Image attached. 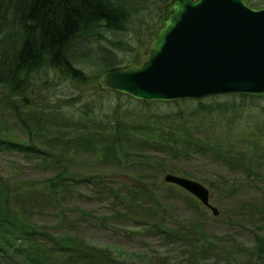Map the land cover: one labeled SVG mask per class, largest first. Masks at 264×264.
<instances>
[{
	"label": "trees",
	"instance_id": "1",
	"mask_svg": "<svg viewBox=\"0 0 264 264\" xmlns=\"http://www.w3.org/2000/svg\"><path fill=\"white\" fill-rule=\"evenodd\" d=\"M170 1L0 0V107L3 114L11 112L15 117L16 126L19 125L28 137L26 143L15 139V137L2 134L0 147L4 146L6 150L18 151L26 157H40L42 162L48 161L47 157H49L45 147L49 146L51 150L58 147L59 155L55 156L52 165L48 166L58 172L51 181L63 180L64 174L69 173L72 169L70 163L80 165L73 159L71 155L73 151L94 154L92 166L99 160L97 165L106 167L103 162L107 163L109 158L113 161L108 162L110 165L121 168H124L125 165H133L146 170H157L161 174L168 173L169 168L171 173H180V170L165 165V162L158 156H151L153 154L151 152L159 155L168 151L173 156L177 152L175 153L176 157L185 160L196 154L211 155L220 163L231 168L233 166L241 168L243 171L251 169L248 164L251 159L257 166L264 165V152L260 149V145L263 143L261 140H264V124L260 123L261 120L253 121L258 113H264V98L232 95L216 96L203 101L184 100L176 103V107L181 106L179 109L171 108L162 111L161 115L158 114L159 111L152 108V105H163L160 103H139L138 109L128 110L125 116H121L125 106L119 104L117 107L113 105L112 116L106 117L98 114L100 111L96 110L98 108L96 99L84 100L87 88H90L92 92L96 91L97 96L113 93L100 91L98 86L93 83L94 75H90L88 71L94 69L98 71V74H101L109 68L130 64L138 58V47L146 46L153 38L161 24L164 6ZM248 2L255 7L264 6V0H249ZM140 16L149 25V27L146 26L147 31L142 40L128 34L135 26L136 17ZM118 35L120 37H117ZM107 38H111V40ZM86 66L89 68L88 71L85 70ZM54 78L69 84H77L78 93L61 99L59 111L48 110L44 111L42 115H35L27 111L31 106L24 99L30 96L38 97L37 95L41 92L48 93L49 96L50 92H46L44 88H53L52 79ZM115 95L119 98L123 97L119 94ZM46 99L48 100L46 97L43 98V100ZM77 100L80 102L76 104L77 108L72 111L68 107H73L72 102ZM197 102V106L204 111L213 109L228 114V111L232 110L233 113L229 114L231 117L239 115L241 111L249 113V117L244 118H249L248 127L244 131L248 134L245 138L241 136L245 139L243 142H249V145L246 144L249 149L244 150L245 143L211 144L205 137L200 139L193 134L194 132L191 133L188 129L191 125L190 122H184L188 112L183 104H190L193 107ZM206 102L213 104L208 106ZM251 112L253 115L250 114ZM24 113H26L25 116H22ZM165 113L167 114L165 115ZM51 114H56V118ZM146 116H149V119L154 116L157 122L144 127L141 123ZM51 118L63 122V128L51 131L50 127L54 125V122H48ZM173 118L180 119L181 123L170 124L168 121L170 119L173 121ZM159 126H163V128ZM179 129L183 131H179ZM137 131H139L138 134ZM35 135L38 138H34ZM36 139L39 141V146L35 145ZM134 142L139 146H135ZM133 147L145 148L143 152L146 154L134 152L136 150ZM245 163L247 166L243 168ZM76 173L74 172V174ZM79 177L80 175L77 176V179ZM71 179V181H75L76 178ZM78 181L99 188L106 187L104 183L107 179L101 176L87 175L84 178L80 177ZM9 183L0 179V202H4L6 206L11 199H20V189L28 191L31 189L30 183L17 185V187ZM136 184L129 185L136 191H127L125 194L128 196H122L124 199H121L123 202H118L119 206L127 210L125 205V208L123 207V203L127 204L128 208L132 210L131 212L146 217H151L152 211H156V216L160 215L161 217L160 222L158 221L159 224L154 226V229L157 234L165 235L168 230L162 226L167 225V219L164 218V214L168 213L167 208L163 206L161 210L157 206V202L155 205H150L147 203L150 199L146 195H144L145 199L141 201L147 202L138 204L134 199L138 198L143 188H146V183L136 181ZM55 190H58L57 185H55L54 191L50 192L58 202L59 195H63V193H57ZM111 190L108 188L109 192L107 191L111 198L115 196L120 199L122 190L121 193ZM46 191L47 187L43 186L41 193L34 192L28 196L33 194L35 201L36 197H42V201H50V198L45 194ZM12 195L13 198H11ZM125 199H128L130 204ZM6 206L4 210L0 208V213L8 212L4 214V217H0V262L2 263L126 264L119 260L120 257H115L111 250L93 247L76 235L49 236L43 230L23 220L22 215L15 214L11 208ZM176 231L168 233L169 238L171 237L173 241L187 242L188 240L192 247L191 250L195 249L196 251L199 248L200 236L196 226L191 224L189 228ZM31 245H33L34 253L39 256L38 258H31V255L28 257L25 254L26 246ZM208 247H211L212 250H205L201 258H208L210 254L207 253L212 252L215 245L211 244ZM71 254L74 255L73 258L68 257ZM120 256L122 255L120 254ZM256 256L263 258L261 251ZM195 257L197 256L195 255ZM150 263L154 264V261H150ZM179 264H204V262L187 258Z\"/></svg>",
	"mask_w": 264,
	"mask_h": 264
},
{
	"label": "rangeland",
	"instance_id": "2",
	"mask_svg": "<svg viewBox=\"0 0 264 264\" xmlns=\"http://www.w3.org/2000/svg\"><path fill=\"white\" fill-rule=\"evenodd\" d=\"M136 18L135 26L128 34L132 37L137 36L136 39L142 40L147 31L146 26L149 27V25L143 17ZM117 37H120V35ZM107 39L111 40V38ZM144 51L145 46L138 47L137 52L139 55H142ZM85 70L88 71L89 68L86 66ZM88 72L90 75H94L93 83L97 85L100 78L98 71L93 69ZM52 80L53 88H44L46 92H50L49 96L48 93L41 92L37 95L38 97H28L30 100L28 105L31 107L27 111L35 115H42L44 111L48 110L59 111L61 109V99L69 98L72 94L78 93L76 90L77 84H69L57 78ZM97 94L96 91L92 92L90 88H87L84 100L96 99V106L98 107L96 110H99L98 114L103 117L112 116L114 112L113 105L114 107L119 106V104L125 106L121 116H125L128 110L139 108L138 103L131 102L132 99L119 98L115 95L116 93L103 96H97ZM44 97L48 100H43ZM79 102L80 100L73 101L71 104L73 107L68 108L74 111L78 106L76 104ZM206 103L208 106L213 104ZM175 105H152V108L159 111L158 114L161 115L162 111L181 107ZM183 105L188 112L184 122H190L191 125L188 129L191 133L194 132L193 134L198 138L205 137L211 144L234 145L245 143L244 150L249 149V142H243L245 139L241 138L248 127L249 118H244L249 113L241 111L239 115L231 117L229 114L233 113L232 110L226 114L213 109L204 111L197 106V103H194L193 107L190 104ZM25 114L22 116H25ZM250 114L253 115V112ZM133 115L135 114L133 113ZM51 116L56 118V114H51ZM237 118L238 120H236ZM254 120H261L260 123L264 124V113H258L253 118ZM48 122H54V125L50 127L51 131L63 128V122H59V119L54 120L51 118ZM156 122L154 116L150 119L149 116H146L141 124L146 127ZM168 122L178 125L181 120L173 118V121L170 119ZM225 122L226 124H224ZM32 124L34 125L33 122ZM159 127L163 128V126ZM179 131L183 130L179 129ZM138 132L136 133L138 134ZM2 134L9 135L12 138L15 137V139L26 143L28 141L27 135L23 133L19 125L16 126L15 117L11 112L10 114H3L0 107V136ZM36 137L38 138L37 135L34 136V138ZM261 142L263 143L260 145V149L264 152V140H261ZM35 145L39 146L37 139ZM135 146L139 145L135 143ZM50 148L49 146L44 148L49 157H47L48 161L42 162L39 159L40 157H26L18 151L6 150L4 146L0 147V179L10 182L9 184L14 187L24 183L31 184L29 191L23 188L20 189V199H11L10 202H7V206L15 214L22 215L23 220L43 230L47 235H76L93 247L111 250L115 257H120L119 260L126 264H151L150 261H154V264H179L187 258H194L195 261L199 262L203 261L204 264H264V165L257 166L251 159L248 162L251 169L243 171L241 168H234L233 166V169L220 163L211 155L196 154L185 160L181 157L177 158L175 154L177 152L174 153V156L168 151L159 155L151 152L153 153L151 156H158L159 159L161 158L165 162V165L180 170V173L173 172V174L181 176L187 174L185 177L190 176L189 178L202 183L210 190L213 204L219 211L218 216H214L192 195L164 181L165 175L171 173L170 168L166 174H161L157 170L134 167L133 165L121 168L110 165L108 162L113 161L109 158L107 163L103 162L106 167L98 166V159L97 163L92 166L94 154L92 155L89 152L75 153L73 151L71 155L80 165L70 163L72 169L69 173L64 174L63 180L51 181L57 176L58 172L53 171L48 166L52 165V161L55 156L59 155L60 149L57 147L51 150ZM133 148L136 150L134 152L141 154L145 150V148ZM246 166L247 163L243 164V168H246ZM74 172H77V176L80 175L81 178L87 177V175L101 176L111 182L105 181L104 185L106 187L88 186L78 181L80 177L77 179ZM73 177L76 178L75 181H71ZM135 180L146 183V188H143L138 195L139 199H134L138 204L147 202L141 201L145 199L144 195H146L150 199L147 202L150 205H155V202H157V206L161 210L163 206L167 208L168 213L167 215L164 214L167 225L162 226V228L168 230L165 235L157 234L156 229H154V226L159 224L158 221L160 222L161 217L160 215L156 216V211H152L153 215L151 217H146L131 212L132 210L128 208L127 204L123 203V207L125 205L128 211L119 206L118 202H123L121 199H124L122 196H128L125 194L127 191H136L129 187V185H137ZM40 184L47 187L45 194L50 198V201H42V197H36L35 201L33 194L28 196L34 192L41 193L43 186ZM55 185L58 189L55 192L63 193V195H59L58 202L55 201L50 192L54 191ZM108 188L119 193L122 190L120 199L115 196L111 198L108 194ZM11 198H13V195ZM125 200L130 204L128 199ZM5 206L4 202H0V208L4 210ZM131 206L135 207L134 205ZM7 213V211L1 212L0 217H4V214ZM191 224L197 227L200 236L199 248L196 251L195 249L191 250L192 247L188 240L187 242L173 241L168 235L173 231L177 232V229L189 228ZM211 244H214L215 248L212 252L207 253L210 256L201 258L205 250H212L211 247H208ZM26 248L25 254L28 257L30 255L31 258L39 257L34 253L33 245L26 246ZM259 251L262 252L263 258H259L260 256L257 258L256 254ZM68 257L73 258L74 255L71 254ZM31 261L33 262V260ZM0 264L9 263L0 262Z\"/></svg>",
	"mask_w": 264,
	"mask_h": 264
},
{
	"label": "water",
	"instance_id": "3",
	"mask_svg": "<svg viewBox=\"0 0 264 264\" xmlns=\"http://www.w3.org/2000/svg\"><path fill=\"white\" fill-rule=\"evenodd\" d=\"M98 85L142 102L264 97V7L247 0H172L144 54L129 67L103 72ZM165 182L218 214L199 182L173 174Z\"/></svg>",
	"mask_w": 264,
	"mask_h": 264
},
{
	"label": "bare ground",
	"instance_id": "4",
	"mask_svg": "<svg viewBox=\"0 0 264 264\" xmlns=\"http://www.w3.org/2000/svg\"><path fill=\"white\" fill-rule=\"evenodd\" d=\"M176 32V31H175ZM105 45V44H104ZM107 46V45H106ZM109 48V47H108ZM110 50H111V48H109ZM130 66V64H125V65H122L121 66V68L122 69H124V68H126V67H129ZM251 97H256V96H251ZM250 105V104H249ZM224 124H226V122L224 123ZM128 166L127 165H125L124 166V168H127ZM193 181H195V180H193ZM196 182V181H195ZM210 195V194H209Z\"/></svg>",
	"mask_w": 264,
	"mask_h": 264
}]
</instances>
